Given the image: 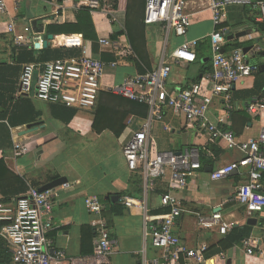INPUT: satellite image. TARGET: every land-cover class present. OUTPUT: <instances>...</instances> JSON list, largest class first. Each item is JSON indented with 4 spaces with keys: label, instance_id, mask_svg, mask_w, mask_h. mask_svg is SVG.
<instances>
[{
    "label": "crops",
    "instance_id": "1",
    "mask_svg": "<svg viewBox=\"0 0 264 264\" xmlns=\"http://www.w3.org/2000/svg\"><path fill=\"white\" fill-rule=\"evenodd\" d=\"M8 1L11 2L15 14L12 15L8 11L6 15H0V161H4L10 171L24 177L29 185L39 189L55 181L52 179L57 176L58 179L68 180L64 186L53 190L54 229L49 238L53 241L51 250L65 251L69 264H96L94 256L98 250L97 233L91 225L96 216L90 214L85 205V201L91 197L99 198L106 206L103 216L115 241L110 264H145L146 260L155 258L158 252L145 238L146 221L142 210L138 207L126 208L123 198L131 197L128 195L131 193V198L140 202L147 201L150 222L160 223L165 218L159 217L157 212L164 209L161 206V196L168 191L169 181H158L146 199L143 178L139 173L130 172L127 168L123 147L132 132L138 130L147 119L131 116L127 121L128 133L120 139L110 131L98 135L92 130L96 108L73 109L76 115L67 124L64 119L69 117L70 111L64 110L61 105L42 102L34 94L19 96V89L23 66L33 64L29 62L27 55L32 49L37 60L40 52L50 49L60 52L57 60H77L87 55L108 62L115 61L118 67L106 72L103 84L120 85L129 77L140 74L142 69L152 71L158 67L164 50V33L158 26H146L149 66L146 67L143 63L138 66L128 36L124 35L115 40L120 48H105L100 44L101 39H111L112 36L125 31L124 12L114 13L111 18L103 12L91 13L98 35V41L92 42L84 40L83 35H58L48 31L51 26L77 23V12L81 9H75L71 2L56 4L52 0H22L21 9L15 11L13 2ZM12 19L17 22V34H22L34 21H37L38 30L44 31L39 34L33 30L35 45L32 49L15 45L13 34H3V26H7ZM113 19L116 22L112 21ZM259 19L260 12L253 8H230L229 19L225 25L228 31L225 51L235 49L236 44L243 45V49L253 45L254 49L249 53L248 59L260 68L264 62L259 63L256 60L258 54L264 52V35L253 25V22L263 23ZM212 32V13H194L188 37L200 41L199 54V48L209 46L205 56L210 61L209 35ZM44 34L53 36L46 48ZM180 43L181 40L173 42L174 45ZM199 61L198 59L197 63L191 65H173L169 83L174 87H185L196 82L194 80L198 77L201 80L203 75L200 74ZM259 73L255 79L245 80L234 87L233 100L236 110L246 111L250 98L241 93L236 99L234 90L241 92L253 88L255 96L264 102V72L259 70ZM221 115L222 105L216 100L211 108L210 118L216 121ZM249 116L247 127L243 126L242 119H236V127L240 133L236 136L240 141L256 138L264 124V118L261 121ZM12 120L17 123L15 126H12ZM37 124L38 127L31 132L27 130L29 125ZM165 127L171 130L167 131ZM226 127H233L232 118ZM152 130L155 140L154 152L180 153L188 146L200 148L209 145L206 140L186 129L183 117H177L171 111H166L162 120L154 121ZM211 146L223 152L216 155L210 150L206 159L201 161L202 169L189 180L187 189L178 195L186 213L176 223L175 233L191 248L201 245H206L209 249L219 248L220 242L234 228L250 226L247 221L256 219L255 226H250L253 228L250 236L264 240V223L261 217L247 218L244 206L235 200L238 187L247 181L246 172H235L219 182L210 179L213 171L239 160L242 153L238 150L229 151L223 142ZM22 147L26 148V153L17 156L18 149ZM137 176L142 179L143 192L138 190L140 187L136 182ZM116 196L120 200L112 201L111 198ZM16 199L17 197L7 203L1 202L4 198L0 193V204H12ZM217 212L231 225L226 235L220 234L219 228L202 229L196 224L197 214L210 216ZM262 248L263 253L257 251L255 256H249L242 242L225 252L214 254L210 259L215 261V257L219 255L226 264H264V244Z\"/></svg>",
    "mask_w": 264,
    "mask_h": 264
},
{
    "label": "built area",
    "instance_id": "2",
    "mask_svg": "<svg viewBox=\"0 0 264 264\" xmlns=\"http://www.w3.org/2000/svg\"><path fill=\"white\" fill-rule=\"evenodd\" d=\"M15 11L21 9L22 0H11ZM56 4L71 2L75 9H86L90 13L102 12L101 0H52ZM195 6V8H194ZM232 7L253 8L260 12L259 21L264 22V2L255 0H146L145 24L158 26L164 33V50L160 64L152 71L129 77L120 85L104 86L103 79L109 69H116L117 62H108L90 56L77 60H56L44 64H26L20 77L19 96L35 97L45 103L56 104L68 109L93 110L102 92L123 97L149 108V118L132 132L123 147V156L130 172L143 178L145 198L154 190L158 181L168 179V191L161 196V206L170 211L160 223L149 220L146 202L124 197L123 204L131 209L138 207L145 216L146 240L158 255L146 260L145 264H216L207 257L209 247H189L175 233L176 223L186 213L179 194L185 191L189 180L202 169L201 151L197 146H188L180 153L154 152L155 140L152 123L162 120L166 111L183 117L187 130L194 132L206 143L223 142L229 151H240L242 157L213 171L210 179L222 181L235 172L244 170L247 181L240 185L235 200L244 206L247 218L261 217L264 223V124L259 135L240 141L228 129L235 110L233 89L245 78L257 74L259 66L249 61L243 48L225 51L227 44L226 23ZM212 13L213 32L209 35L212 71L188 86H172L170 77L173 65L195 64L198 61L199 40L190 39L194 13ZM8 13L7 0H0V15ZM104 13V12H103ZM109 15L108 13H105ZM112 21L116 22L115 19ZM17 22L7 23V32L14 35V44L32 49V26L22 34L16 33ZM181 40L174 45V40ZM105 48H120L116 41L101 39ZM216 100L222 105L223 115L216 121L210 118ZM249 115L264 118V102L258 97L246 105ZM167 131L171 129L165 127ZM17 156L26 153L18 149ZM53 191L41 192L29 186L28 192L12 204H0V238L5 240L13 264H69L65 251L51 250L49 238L53 225ZM88 212L96 216L91 222L97 233L98 250L94 256L96 264H110L115 241L111 236L103 213L106 206L99 198L85 201ZM196 224L202 229L219 228L222 235L228 234L231 225L221 213L210 216L196 215ZM264 240L250 236L243 241L249 256L263 253Z\"/></svg>",
    "mask_w": 264,
    "mask_h": 264
},
{
    "label": "trees",
    "instance_id": "3",
    "mask_svg": "<svg viewBox=\"0 0 264 264\" xmlns=\"http://www.w3.org/2000/svg\"><path fill=\"white\" fill-rule=\"evenodd\" d=\"M256 2L264 1V0H255ZM145 5L146 0H101V10L104 13H108V17L111 18V15L118 12H124L126 15V23H125V31L118 33L111 37L112 40H118L122 36H128L130 46L132 51L134 52L136 58L137 65L143 63L146 67L149 66L148 52H147V40H146V24H145ZM7 8L8 11L14 15V10L10 1L7 0ZM255 28L259 30V32L264 35V22L256 23L253 22ZM4 29V30H3ZM3 34H7V26H3ZM48 31L51 34H79L83 35L84 40L97 42L98 35L96 32V28L93 22L92 14L90 11L86 9H81L77 12V23L76 24H65L62 26H51L48 27ZM234 48H243V45L236 44ZM209 50V46H202L199 48L200 54L198 55V59L200 60L201 70L200 74L204 75L212 71L211 61L207 58L206 53ZM202 52V53H201ZM28 57L30 59V63L33 64H44L46 62L59 59V51H51L50 49H44L40 52L38 60L34 57L35 51L27 52ZM55 55V56H54ZM142 69V67H141ZM150 70V69H149ZM149 70H141L140 74H144ZM257 74L245 78L242 81L238 82L236 85H240L245 80L255 79ZM200 80V77L196 78L194 81ZM256 82L254 81V85ZM256 87V86H255ZM183 88V87H182ZM253 89V88H252ZM245 90L236 93L235 97L239 98V94L244 93V97L250 98V100L255 96V92L252 90ZM64 110L70 111L69 117L65 118V122L69 124V122L76 115V111L73 109H68L63 107ZM246 110V109H245ZM131 116H136L141 119L149 118V108L146 105L130 101L120 96L113 95L109 92H102L97 104L96 109L94 110V119L92 124V130L94 133L100 135L105 131H110L114 134V136L118 139L125 136L128 133L127 121ZM240 118L243 120V126L247 127L248 122H250V116L246 113V111H238L234 110L232 114L233 127L231 130L235 134L238 133L236 119ZM12 126L16 124L11 121ZM214 144H209L205 147H200L201 151V161L205 160L208 152L213 151L216 155L221 154L223 151L218 149L217 147L211 146ZM216 145V144H215ZM59 176L54 177L52 180L58 179ZM51 180V179H50ZM138 186L140 187L139 192H143V182L141 177L137 176L136 179ZM28 182L24 177H20L14 172L10 171L4 161H0V193L2 194L4 200L1 202L7 203L12 198H19L25 195L29 190ZM35 187V186H33ZM131 197L133 194L128 193ZM170 211L168 209H160L157 212L159 217L166 218L169 215ZM252 227L244 226L242 228H234L233 231L219 244V248L214 247L209 249L207 253V257L211 258L214 254H220L225 252L231 248H233L237 244H242V242L249 238L251 235ZM216 264H226L225 260L222 259L221 256L215 257ZM0 264H13V259L11 254L9 253V249L7 247V243L5 240L0 238Z\"/></svg>",
    "mask_w": 264,
    "mask_h": 264
},
{
    "label": "water",
    "instance_id": "4",
    "mask_svg": "<svg viewBox=\"0 0 264 264\" xmlns=\"http://www.w3.org/2000/svg\"><path fill=\"white\" fill-rule=\"evenodd\" d=\"M32 27H33V30L37 31V33L39 34H43V30H38V26H37V21H34L32 23ZM53 39V36L52 35H43V40H44V47L46 48L48 46V42L49 40H52ZM254 49V46H249V47H245L244 48V52L245 54H249L252 50ZM258 57H264V52L263 53H260L258 54ZM260 71L261 72H264V65H261L260 67ZM38 127V124L37 125H29V127H27V130H29L30 132L34 129H36ZM68 180L66 178H60V179H57L53 182H51L50 184L42 187L40 189L41 192H46V191H53L59 187H62L64 186L65 184H67ZM112 201H119L120 198L118 196L116 197H112L111 198ZM247 224L250 225V226H255L256 224V219H249L247 221Z\"/></svg>",
    "mask_w": 264,
    "mask_h": 264
},
{
    "label": "rangeland",
    "instance_id": "5",
    "mask_svg": "<svg viewBox=\"0 0 264 264\" xmlns=\"http://www.w3.org/2000/svg\"><path fill=\"white\" fill-rule=\"evenodd\" d=\"M177 40V39H175ZM178 43V41H177ZM259 63H263L264 62V57H258V59L256 60ZM197 72H196V67L194 68V76H196ZM64 159V158H63Z\"/></svg>",
    "mask_w": 264,
    "mask_h": 264
}]
</instances>
